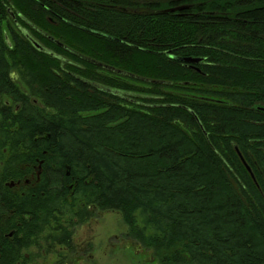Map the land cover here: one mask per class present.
<instances>
[{
    "label": "trees",
    "instance_id": "1",
    "mask_svg": "<svg viewBox=\"0 0 264 264\" xmlns=\"http://www.w3.org/2000/svg\"><path fill=\"white\" fill-rule=\"evenodd\" d=\"M46 1L0 0V87L6 65L22 62L49 88L46 101L58 113L26 116L22 125L32 136L49 134L37 143L47 159L69 165L62 175L78 181L73 197L120 213L127 239L157 264H264V25L223 27L218 17L179 23L174 13L97 15L122 43L78 33L96 56L132 74L125 82L122 72L121 89L106 90L56 74L52 63L60 60L11 27L14 15L45 22ZM234 9L238 16L243 8ZM253 11L261 15L257 5ZM157 48L202 60H169L153 54ZM19 207L33 221L40 208L55 206L36 195ZM15 243L2 244L0 264L9 263Z\"/></svg>",
    "mask_w": 264,
    "mask_h": 264
},
{
    "label": "flooded vegetation",
    "instance_id": "2",
    "mask_svg": "<svg viewBox=\"0 0 264 264\" xmlns=\"http://www.w3.org/2000/svg\"><path fill=\"white\" fill-rule=\"evenodd\" d=\"M122 1L47 0L42 6L47 12L44 19L46 23L37 24L33 16L28 18L14 15L11 27L36 43L37 51L60 60L56 65V68H60L56 74L74 75L87 82L88 87H94L95 84L103 86V82L108 81L104 80L108 74L121 89L122 66H108L101 57L96 56L100 53L91 43L90 49L78 48L75 41L64 40L69 45L64 47V44L60 43L64 35L60 33L64 32L63 26L77 28L102 41L111 39L122 43V34H111L106 26L97 22V15L122 16V12L140 15L182 13L184 18L193 17L200 21L219 17L214 6L206 5L210 0H189L187 4L181 5L197 6L192 9L185 8L186 10L179 13L164 11L168 9L167 5L176 4L174 6L177 7V3L183 0L166 4H157L154 0H129L126 6L122 5ZM142 4H146L145 7H141ZM12 49L18 51V48ZM66 59L71 62H63ZM73 68L80 69L81 72L74 71ZM5 73V86L0 87V249L5 241L15 243V239L23 240L22 243H15L8 264H42L40 259L43 257L47 258V261L55 259V264H93L90 259L93 239L89 225L95 216L101 213L100 210L104 209L92 204L87 205L84 200L73 197V187L78 181L74 177H64L62 171L65 164L62 159H47L45 146L37 143L38 138H45V135L49 134L45 132L41 136L34 133L35 136H32L22 125L26 116L48 120L58 113L49 105L52 103L46 101L49 88H41L40 82L31 78L25 63H8ZM60 80L72 83L73 87L77 88V82L64 77ZM43 81L41 82L45 83ZM66 175H69V171ZM69 178L71 179L66 181ZM36 195L46 198L50 207H55L50 213H47L45 208H40V212L36 211L33 221H30L27 210L22 214L19 206L21 200L34 198ZM63 196L65 203L67 202L64 207ZM40 213L47 217H40ZM79 225L84 233L80 242Z\"/></svg>",
    "mask_w": 264,
    "mask_h": 264
},
{
    "label": "rangeland",
    "instance_id": "3",
    "mask_svg": "<svg viewBox=\"0 0 264 264\" xmlns=\"http://www.w3.org/2000/svg\"><path fill=\"white\" fill-rule=\"evenodd\" d=\"M211 1L213 0L209 2ZM221 1L224 2V0ZM188 2L189 0H183L181 3H177L179 4L177 7H185L186 5L181 4H187ZM260 4H262L260 6H263L264 0H261ZM174 5L176 4H169L167 8H175ZM206 5L209 6V4ZM224 8L232 10L231 7L225 5ZM182 10L186 9H177L175 12L179 13ZM175 16H179V19L184 17L182 13ZM100 212L89 225L90 234L93 239V252L90 258L93 264H157L150 251L144 249L140 244L135 243L131 239H127V226L120 213L112 210H100ZM78 227L80 242L83 239L84 233L81 226L79 225ZM42 255H44L43 252ZM40 261L42 264H55V259L47 261V258L43 257Z\"/></svg>",
    "mask_w": 264,
    "mask_h": 264
},
{
    "label": "bare ground",
    "instance_id": "4",
    "mask_svg": "<svg viewBox=\"0 0 264 264\" xmlns=\"http://www.w3.org/2000/svg\"><path fill=\"white\" fill-rule=\"evenodd\" d=\"M153 1V0H152ZM175 0H154L155 3H159V4H166V3H171V2H174ZM261 3V0H224V2H222L221 0H213L209 3V6L212 5L215 7L216 11H217V14H219V17L218 19L219 20H224L223 23L220 24V26H225V24H233V22H241V23H245V25H255L257 26V24H260L262 23L264 25V5L263 6H260L262 4ZM259 4V5H258ZM146 4H142L141 7H145ZM224 5L225 6H228V7H231V9H226L224 8ZM239 5V7L242 6L243 9H241L243 11V13H239L240 15L237 16V10L235 11V7ZM255 5H258L257 8H258V11H259V14H261L260 16H257L255 14V12L253 11L254 9V6ZM197 5L195 6H186L187 9L190 8L192 9V7H196ZM231 10V11H229ZM215 11V13H216ZM170 12H175V10L173 11H170ZM197 14L199 12H196ZM227 16V17H224ZM179 17V16H178ZM177 16H174V15H171V20L173 22H179V23H184V22H195L197 19L195 18H182V19H179ZM199 19V18H198ZM183 26H186V24H183ZM64 27V32H65V35H63V40H61V44H64L63 46L65 47L66 46H69L68 45V42L69 41H76L75 45L78 47V48H86L87 45L89 44V41L87 43L86 41V38L84 36H80L81 34L78 33L79 29L77 28H74V27H71L69 25H66V26H63ZM226 27V26H225ZM62 33V32H60ZM264 33V32H263ZM63 34V33H62ZM60 35V34H59ZM73 35L72 38H70L69 36ZM225 39L228 38V34L225 33V36H223ZM64 40H67V41H64ZM31 45L33 44L35 47H38V45L36 43H34L32 41V43H30ZM74 44V43H73ZM32 45V46H33ZM72 45V44H71ZM255 45V46H254ZM254 47H257V45L254 43ZM153 54H161V55H164L166 56L167 59L169 60H178V58L182 57H186V56H180V55H177L175 54L174 52L170 53L168 52L166 49H162V48H157V49H154L153 50ZM188 58V57H186ZM200 58V57H199ZM201 59V58H200ZM50 60H52L54 62L53 59L50 58ZM102 60L104 61V63H106L108 66H111V67H114L116 65V62H113L111 60H109V58H102ZM183 62V61H182ZM53 65H57L54 63H52ZM118 64V63H117ZM120 72H121V77H122V72H123V78H124V81L127 82L129 81V78H130V74L129 72H127L126 70H123L122 67H120ZM108 80V81H104L103 82V86H105L104 89H109L111 86H113L114 83H111V81H109L110 77L109 75L107 74L106 77H104V80ZM111 80V79H110ZM143 109H146L145 107H142ZM64 168L66 169H70L69 165L67 163H65V165H63ZM251 167L248 165L247 166V169L248 171L252 174V176H254V173L252 172V169ZM41 216L40 217H44V215H42V213H40ZM38 214V215H40ZM45 217H47L45 215ZM44 217V218H45ZM47 219V218H46ZM38 224V222H36Z\"/></svg>",
    "mask_w": 264,
    "mask_h": 264
},
{
    "label": "water",
    "instance_id": "5",
    "mask_svg": "<svg viewBox=\"0 0 264 264\" xmlns=\"http://www.w3.org/2000/svg\"><path fill=\"white\" fill-rule=\"evenodd\" d=\"M184 8H186V7H175V8H170V9L165 10L164 12H169V11H173V10L176 11L177 9H184ZM178 60L183 61V62H186V63H189V64H193V65H197V64H199L200 61H201L200 58H192V57H188V58H186V57H184V58L180 57V58H178ZM246 164H247V163H246ZM247 166H248V164H247ZM249 169H250V168H249ZM250 170H251V169H250Z\"/></svg>",
    "mask_w": 264,
    "mask_h": 264
}]
</instances>
